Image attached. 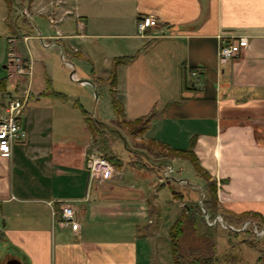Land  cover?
Here are the masks:
<instances>
[{
  "label": "crops",
  "instance_id": "0c3cea01",
  "mask_svg": "<svg viewBox=\"0 0 264 264\" xmlns=\"http://www.w3.org/2000/svg\"><path fill=\"white\" fill-rule=\"evenodd\" d=\"M13 2L16 31L8 43L22 39L27 63L32 60L23 39L36 30L66 47L74 41L95 45L107 71L113 59L134 57L117 68L113 91L126 119L156 114L140 140L190 150L194 139L202 167L219 183L220 207L264 218V0ZM143 17L158 25L141 36ZM241 40L240 56L221 62L222 43ZM93 56L86 51L85 58ZM16 81L10 78L11 89L0 96V117L26 90L30 100L20 118L24 141L10 155L0 153L2 264H165L157 244L163 195L182 179L173 174L161 184L162 173L127 165L130 152L120 156L109 137L123 167L112 180L91 182L86 155L99 149L81 106L73 108L62 93L49 96L45 86L27 87L25 76ZM64 203L75 207L78 231L60 223Z\"/></svg>",
  "mask_w": 264,
  "mask_h": 264
},
{
  "label": "rangeland",
  "instance_id": "374dc122",
  "mask_svg": "<svg viewBox=\"0 0 264 264\" xmlns=\"http://www.w3.org/2000/svg\"><path fill=\"white\" fill-rule=\"evenodd\" d=\"M29 2L30 1L27 0V3ZM5 5L7 6V4H5V0H0V79L11 78L14 82H17L16 80L20 76L16 73L13 74L9 65L10 48L8 47V36L11 34V31L7 25V18L12 13H9L8 6L6 7ZM20 16L23 17L21 14ZM4 17H6V21L2 22ZM36 21L38 22L37 19ZM31 36L32 38H30L27 42V38L23 39L25 47L28 51V55L32 60V77H27V87L31 85L40 89L42 86H45L46 89H48L50 86L55 92L62 93L64 96H66V98H69L70 102H74L73 108L80 110L81 106L82 110H86L92 116H98L101 121L106 124H111V121L114 117V110L112 106L113 87L109 81L111 71H107V67L100 57L97 58V52L93 49L95 45L93 46L91 43L81 44L77 43V41H74L73 43L69 44L70 47L68 45L66 47L63 46L61 42L48 40V38L44 37V39H41V35L39 34L38 30L31 34ZM19 39L21 38L17 36L13 38L14 42L19 48L20 53H22V46L18 43ZM10 45H12V43H10ZM104 45L105 44H102L103 47ZM118 45L120 46L122 44ZM107 46L108 44H106V47ZM86 51L94 54L90 60L85 58ZM80 52H82V54ZM62 55L65 56L66 61L70 62L75 67L78 80L75 81L71 79L72 70H70L69 67L64 64ZM5 67H7L8 70ZM81 81L86 82L87 84L81 85ZM9 89H11V83L8 80V90ZM109 127L115 130L114 133L118 134L116 137L113 136V134H110L109 137L114 142L117 141V145L115 146L114 150H116L120 156L124 155L126 157L129 154V151L125 147L126 144H128V147L132 152H139L138 150L140 149H138V147L145 148V145H143L144 143H142V141L146 142V140H140V138L137 140L131 139L130 137H127L126 131H122L124 137L127 139L125 141L118 133V130H120L119 125H109ZM133 155L135 154L131 153V156ZM152 159L153 163H151V165L153 166L159 162L154 158ZM173 168L176 172L174 173V176H179L180 179L187 182V185L184 187L177 186L179 187V189H177L178 194H185L187 191L190 193V197L193 201L191 199L188 201L187 199L185 202H173L174 199L171 191L168 189H165L164 191L162 205L163 215L160 220L161 223L159 227L160 229L157 244H159V247L162 249L160 252L164 256L166 262L165 264H173L169 239V231L171 226L181 214L184 206L189 203L195 204V200H198L201 196L203 197L202 191L205 189L204 181L197 176L194 168L189 162L177 160L173 163ZM168 182L169 181H167L166 184H169ZM194 189L197 191H194ZM202 197L199 201H202ZM157 220L158 219H156V222ZM220 224L222 227H227L225 223ZM153 227L155 228V226L150 225V228ZM211 232L214 233L215 239L217 241L218 254L222 255L231 252L232 255L236 256L235 262L240 259L239 264H245V262L248 264H257L261 253H259L258 250L249 247L248 240H251L250 238L246 237L244 234H238L236 237H231L233 247L230 248V236H228L227 232L223 231L222 229H215ZM0 246H3L2 243H0ZM232 248L234 249L233 251L230 250ZM5 255L6 251L4 248H0V264H2V259L5 257Z\"/></svg>",
  "mask_w": 264,
  "mask_h": 264
},
{
  "label": "trees",
  "instance_id": "16d2710c",
  "mask_svg": "<svg viewBox=\"0 0 264 264\" xmlns=\"http://www.w3.org/2000/svg\"><path fill=\"white\" fill-rule=\"evenodd\" d=\"M8 6V11L11 15L7 18V25L11 33H15V8L13 0H5ZM33 1V0H29ZM10 45V43H9ZM11 47V46H9ZM134 57H122L115 58L113 60L109 81L113 89L116 85L117 80V68L121 65H127L134 61ZM8 78L0 79V96L7 93L8 90ZM188 89L189 86L187 85ZM49 96L63 97L62 94L55 92L50 86L48 87ZM112 106L116 116V119L111 122V124H106L94 116H92L86 110H83V116L85 124L92 136L93 142L101 152V155L107 159L113 167L120 169L123 167V161L114 153L113 149L109 146V135L114 133L115 130L111 129V126H120L118 133L121 138L125 141L122 131H126L127 137L137 140L142 137L150 128L153 117L156 115L152 113L146 117L128 120L124 116V108L122 104L118 101L115 96V92L112 90ZM195 140H192L190 150H178L171 148L167 144L157 143L155 141L148 140L146 142L142 141L145 145L144 147H138L139 152H132L128 144H126V149L130 152L129 159L126 161L127 165L140 170V171H152L158 175L163 174L166 166L173 159H181L189 162L194 168L197 176L204 181V190L202 191V206L200 204V199L195 200V204H186L176 219L174 224L171 226L169 231L170 239V251L172 255V261L174 264H239L240 259L236 260V256L232 255L231 252L226 254H218L217 241L215 239L214 233L211 231L215 229H222L228 233L230 248L233 247L231 237H236L238 234H244L246 237L250 238L248 244L250 248L259 251L260 257L258 258L257 264H264V237L258 238L254 233L252 227H248L243 231H234L230 229L233 226L236 229H240L244 223L252 222L257 225L259 230H264V218L259 214L249 212L241 215L230 214L220 207L218 199V189L219 183L214 179L210 173L204 169L201 165L200 160L193 151ZM142 148V149H141ZM131 153L135 155L131 156ZM158 153V154H156ZM158 160V165L153 163V159ZM161 174V176H162ZM184 187L186 185L178 184V181L170 186V191L173 195V199L176 201L185 202L187 199H191L190 193L185 192V194H178L177 189L179 187ZM184 189V188H180ZM194 191H197L194 189ZM188 193V194H187ZM192 200V199H191ZM193 201V200H192ZM193 203V202H192ZM204 209L211 218L216 216H222L225 224L228 228H223L221 224L217 223L214 227L207 225L203 210ZM218 231V230H217ZM216 234V232H215ZM246 241V240H245ZM233 251L234 249H230ZM245 264H248L245 262Z\"/></svg>",
  "mask_w": 264,
  "mask_h": 264
},
{
  "label": "built area",
  "instance_id": "2783aa9c",
  "mask_svg": "<svg viewBox=\"0 0 264 264\" xmlns=\"http://www.w3.org/2000/svg\"><path fill=\"white\" fill-rule=\"evenodd\" d=\"M158 22L153 17H143L137 23V29L139 35L144 36L146 31L150 28L156 27ZM41 39H44L41 36ZM28 38L26 39V41ZM9 49V65L11 72L16 73L19 76L32 77V64L30 62H25L23 56L21 55L17 44L11 41ZM245 41H235V42H225L222 43L219 50V58L223 63L235 60L241 54V47L244 46ZM50 47V46H48ZM62 60L66 66L72 70L71 79L78 80L76 75L75 67L68 61L64 55H62ZM81 84H86V82L81 81ZM30 100V91L26 90L21 98H15L8 102L6 108V116L0 117V153L5 155H10L14 144L24 141L26 134L22 129L20 118L23 115ZM86 169L89 173L90 180L98 181L103 184L108 180H112L116 174V169L113 165L105 159L97 150H90L86 155ZM175 170L172 165L168 164L165 171L160 179L161 184H166L167 181L171 180L172 175ZM182 185H187L185 180L179 182ZM202 206V201H200ZM204 219L208 226L214 227L217 223H225L222 216L218 215L214 219L211 218L204 209ZM60 223L73 231H78L79 222L77 217V212L75 207L70 203H64L61 206ZM224 227V226H223ZM248 227H252L254 233L258 238L264 237V230H259L256 224L252 222H246L240 229H236L233 226L229 228L234 231H243ZM225 229L228 228L224 227Z\"/></svg>",
  "mask_w": 264,
  "mask_h": 264
},
{
  "label": "water",
  "instance_id": "95a60500",
  "mask_svg": "<svg viewBox=\"0 0 264 264\" xmlns=\"http://www.w3.org/2000/svg\"><path fill=\"white\" fill-rule=\"evenodd\" d=\"M8 67V66H7ZM7 264H22L19 260L12 259L7 262Z\"/></svg>",
  "mask_w": 264,
  "mask_h": 264
}]
</instances>
